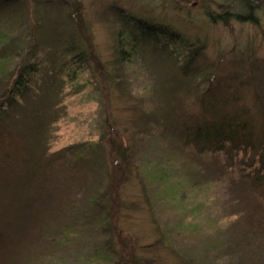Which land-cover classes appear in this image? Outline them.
Instances as JSON below:
<instances>
[{"label":"rangeland","instance_id":"obj_1","mask_svg":"<svg viewBox=\"0 0 264 264\" xmlns=\"http://www.w3.org/2000/svg\"><path fill=\"white\" fill-rule=\"evenodd\" d=\"M6 1L0 0V33L1 36H6L5 41L0 43V101L5 97L7 89L13 86V81L23 66L27 64L32 66L34 72L26 75L28 86L24 103H29V108L25 107L26 116L16 121L19 123L14 125L17 129L16 133L13 132L15 135L10 136L9 130L10 124L16 120L18 114L13 119L9 118L7 126L1 125L3 119L0 122V144L3 143L2 137L8 139L7 147L0 148V153L3 150L13 155L15 163L19 162L14 167L17 168L15 171L21 172L15 175L17 179L13 188L6 184L3 186L1 182L4 180L12 183L13 177L8 180L7 177H1L0 173V198L5 199V194L17 197L16 199L9 197L7 201L0 202V264H22L28 256L32 258L28 264H36L34 253L35 256H39L42 250L50 252V248L55 249L41 233L46 230L44 227L46 224L41 221V212L43 208L53 211V214L45 215L50 217L51 227L58 228L64 217L54 212L56 210L54 206L56 202H60L61 197L78 202L80 210L78 212L82 219L85 218L82 217L84 214L88 215L90 208L94 209L89 216L104 213L107 207L114 211L113 207L116 206H113L109 184L114 181L110 177L112 163L103 160L100 166L92 169L94 166L88 163L89 157L84 156L85 160L76 158L82 143L96 144L98 139L106 138L107 134L104 135V131L111 122L113 127L110 137L112 136L115 143L132 148L129 153L132 158L130 175L118 187L117 195L121 204L112 222L115 227L122 230L125 248L133 257L135 256L137 264H182L184 258L180 257V253L198 256L196 262L202 264L201 257L212 250L210 245L203 246V235L209 232L215 235L216 230L213 229H217L214 226L208 227L207 224L218 222V226L226 234L229 225H224L223 219L227 218L226 215L231 210L228 206L237 201V194L230 193V189L225 185L226 187L221 190L210 192L207 203L199 211L194 212L195 214H189L184 209H179V206L176 208L170 201L172 192L162 191L161 182L170 177L166 179L160 176V180L156 182L147 177L141 166L139 167L142 165L153 168L158 165L163 167L167 174L172 175L181 171L182 159L200 166L198 161L200 156L178 141L171 127L174 114L176 115L178 111L186 114L198 111L196 96L192 92L194 87L191 89L189 87L190 90L187 92L180 91L177 85L175 89H170L173 82H177L175 75L177 70L171 61L152 52L155 49L160 50L155 41H144L143 47L136 48L138 55L133 56L129 62L114 65L113 60L117 53L116 40L121 39L120 32L126 36V31L132 28L123 20L122 14L172 19L173 23L183 21L181 25L183 28L189 27V22L194 21L200 29V26H204L205 19L203 22L202 17L207 8L210 11L222 12L227 9L230 2L232 6L230 5L229 9L234 11L236 4L234 5L232 0H9L10 4H5ZM263 3L264 0H259L258 4L262 5L255 12L257 24L231 21L227 25L208 24L202 28L203 30L198 29L197 33L205 36L210 43L202 61V65L206 66L204 73L215 70L216 80L222 81L223 84L226 82L224 79L240 74L232 68L230 63L233 62L229 63L228 59H216V50L211 48H214L213 42L219 49L230 53L235 49L246 51V46L249 48L251 45L254 50L252 54L245 53L247 56H253L250 58L257 69H264ZM77 10L78 15L75 16L79 17L81 24L75 22L71 15L72 11ZM82 51L87 52L89 76L85 82L82 79L78 81L83 85L78 91L70 93L69 89L61 85L62 77L58 74V67L65 61L70 63L71 58ZM238 63L239 69L244 68L241 61ZM105 65L110 75H107ZM116 74L128 81L118 86L116 83L120 78L118 79ZM243 75L246 76V80L249 78L264 82L261 80L264 79V75L259 76L256 73L251 75L248 70ZM197 79L199 78L196 77L197 83L202 82ZM106 85L109 86V94L102 95ZM166 101L168 103H165ZM48 110L53 111L52 115L50 113L51 119H48ZM164 110L169 114L167 117H164ZM41 111L46 112L43 121ZM171 114L172 119L169 118ZM102 116H109L112 121L107 119L103 121ZM53 118L57 122L47 126L44 138L50 137L51 152L63 151L68 147L59 154L64 157L56 156L57 158L55 157L48 166L47 163L41 164L40 169H44L43 173L34 176L25 187L20 186L19 189L17 184L22 181L25 170L38 168V165L31 168L29 161L31 145L35 144L37 137L39 139L35 130L31 128L34 129L35 124L40 125L46 119L49 121ZM179 121L184 119L180 118ZM26 144L28 149L25 147ZM102 147L104 150V144ZM211 165L204 166L203 170L214 174L215 170L210 167ZM96 169L97 175L94 176ZM141 178L146 182L145 189L141 184ZM3 188H8V193ZM113 188L116 191L115 185ZM155 192L161 199H168V204L159 203L158 199H154ZM91 197H95L99 204L91 206L89 204ZM189 198L188 201L193 204L199 200L197 197ZM38 208L40 213L37 216ZM16 214L26 219L23 222L25 226L22 230L20 226L17 232L15 231L18 230L17 224H11L15 221ZM86 221L92 225H86L88 223ZM83 224L85 231L90 229L89 238L95 241L93 239L97 233L95 230L101 225H95L94 221L87 218L85 222L76 223L79 226L77 229H82ZM157 224L165 233V243L159 240ZM113 225L108 229V233L101 234L102 231H99L97 238L101 241L111 239L116 250L122 252L123 247L115 246L117 241L114 239L116 234ZM183 227L185 229H178ZM75 240L55 250L58 260L76 264L79 256L87 255L92 249V241L84 245L83 242ZM228 250L221 247L218 253L211 251L203 264H240L245 261L239 253H234V256L228 255ZM248 252L249 257H257L252 259L253 264H264V257L255 255L254 251ZM108 262L110 261L99 260L95 264Z\"/></svg>","mask_w":264,"mask_h":264},{"label":"trees","instance_id":"obj_2","mask_svg":"<svg viewBox=\"0 0 264 264\" xmlns=\"http://www.w3.org/2000/svg\"><path fill=\"white\" fill-rule=\"evenodd\" d=\"M232 2L234 5L236 4L234 11L229 9L231 5L230 2H228L227 9L222 12L210 11L207 8L205 15L203 16L204 13L201 14L203 16L202 21L205 19L207 24L203 21L204 26H200V29L194 21L191 22L192 25L189 22V27H184V29L181 26L182 23H184L183 21H181V23H173L172 19L162 20L148 18L143 15L135 16L129 15L128 13L122 14L123 20L127 21L129 23L128 25L132 28L126 31V36L120 32L119 35L121 39L118 38L116 40L117 53L113 60V64L120 65V63L129 62L133 56L138 55L136 48L140 49L143 47L144 41H155L160 46V50L155 49L152 52L171 61L172 65L175 66L174 68L177 70L175 71L177 82L172 80L174 82L170 89H175L177 85L180 87V91L184 92L186 90L187 92L189 87L190 89L192 86L194 87L192 92H194L193 95L196 96L195 102L198 105V111L194 113L190 111V114L178 111L176 115L174 114L175 117L173 118L171 127L173 133L178 137V141L182 142L184 146L190 147L195 155L200 156L198 160L200 166H198L197 163L190 164L189 161H184L182 159L180 165L182 168L181 171H178V173L175 172L172 175L167 174L163 167L158 165L153 166V168H146V166L142 165H139V167L141 166L143 173L147 177L150 179L152 178V180L156 182L160 180V176H164L163 178L166 179L170 177V179L161 182L162 191L165 193L172 192L170 201L176 205V208L179 206V209H184L185 212L189 214H195L194 212L199 211V209L207 203L206 201H208L210 192H216L217 189L221 190L225 185L230 189V193H236L238 199L235 203L228 206L231 210H229V214L226 215L227 218L223 219L224 225H229V229H226V234H224L223 230L218 226V222H210V224H207L208 227H217V229H213L216 230L215 235L210 232L207 235H203L202 239L204 240L202 242H204L203 246L210 245L212 247L211 251H215V253H218L221 247L223 250L229 249L228 255L230 256H234V253H239V256L245 258V261L240 264H253L252 259L257 257H249L248 250L251 252L254 251L255 255L264 257V82L249 78L246 80V76L243 74L248 70L251 75L256 73L259 76H263L264 69L261 67L263 71L257 69L250 58L253 56H247L248 54L245 53L254 51L251 45L249 48L246 46V51H244V49H235L231 54L228 51L226 52L219 49L215 42H213L214 48H211L216 50V59H228L229 63L233 62L230 63L232 68L240 73L237 77L232 76L229 79H224L223 81L226 82L223 84L222 81L216 80L217 76L215 70H208V72L204 73L206 66L202 65V61L205 53L209 50L210 43L205 36L201 35V33H197L199 30H203L202 28L208 24L214 25L223 23L227 25L231 21L257 24L258 19L255 12L262 5L258 4L259 0H232ZM5 4H10V1L7 0ZM75 14L78 15V10L72 11L71 15L75 18V22L81 24L79 17L75 16ZM176 17L178 19L177 15ZM190 21L192 20L190 19ZM1 34L2 33H0V43H3L6 36H1ZM239 61L242 62L244 68L242 67V69H239ZM58 68V74L62 77L61 85L69 89L70 93L78 91L80 86H83L82 83L79 84L78 81L82 79L85 82L87 76H89L88 71H90V67L87 63V52H77V54L71 58L70 63L65 61L60 64ZM237 69H239V71H237ZM33 72L34 69L32 66L28 64L23 66L17 78L13 81V86L7 89L5 97L0 101V122L2 119L4 120L2 121V126L4 124L7 126L9 118L12 117L13 119V117L18 114L16 120L10 124V136L13 132L17 131L14 125H17L19 122L16 121L22 120L26 116L24 108H29V103H24V101H26L24 95H26L28 86L26 75ZM106 73L110 75L108 68ZM195 76L199 78V80H197H201V83L205 86L200 82L197 83L195 81ZM116 77L118 79L120 78L119 82L116 83L118 86L123 85L124 81H128L122 76H118V74H116ZM5 79L6 77L3 80ZM108 87V85L105 86L102 95L109 94ZM165 103H168V101ZM104 107L105 105L102 106V108ZM47 112L49 113L48 119H51L52 116H50V113L52 115L53 111L48 110ZM45 113L44 111L42 112V121ZM168 115L169 114L164 110V117ZM172 117L173 115L171 114L169 118L172 119ZM180 118H183L184 121H179ZM106 119L110 120V122L112 121L109 116H102L103 121ZM46 121L47 119L41 122L40 125L38 123L35 124L34 129L33 127L31 128L35 130L39 139L37 137L34 142L35 144L31 145L32 151H29L31 153L29 161L32 166L31 168L37 165L38 168L36 170H25L22 181L17 184L19 189L20 186L21 188H23V186L25 187L31 178L43 173L44 169H40L42 166L41 164L44 165L47 163L48 166L56 156L64 157L62 155L59 156V154L68 148H65L63 151H50V137L45 139L44 136L47 132V126L52 125L55 121L57 122V120L53 118L47 121V123ZM105 123H107V121ZM112 124L111 122V124L105 128L104 135L107 134L105 139H98L96 144L92 142L82 143L76 154V158L83 160L85 158L84 156H86V158L89 157L90 160L87 162L90 163L91 166H94L92 169L100 166L103 160L112 163V175L110 177L114 181L109 184L111 185V197H113L114 201V205L112 202L111 204L116 206L113 207L114 211H111V209L109 210L107 207L104 213L92 214L89 216V213L94 209L90 208L88 215L85 216L84 214L82 217L85 218L82 219L81 214L78 212L80 211L78 202H71L61 197L62 199L60 198V202H56L54 206L56 208L54 212L64 218L61 225L56 228L51 227L50 217L45 215V213L49 215L53 214V211L43 208V212H41V221H44V224H46L44 226L46 230H43L41 233L46 237L47 242L52 243L55 249L50 248V252L42 250L39 256H35L34 253L33 258H36L34 259L36 264H67L56 258L57 255H55V250L65 243H72L75 238L76 242H83L82 244H84L92 241L93 245L87 255H82L77 258L78 263L76 264H95V262L99 260L110 261L104 264L138 263L135 256L133 257V254L129 253L125 248V239L122 230L115 227L112 223L114 218H116L115 213H117L116 211L119 208V204H121L117 195L118 187L121 182L130 175L129 168L132 164V158L129 154L132 148L129 146L124 147L122 143L117 144L112 136L110 137L113 127ZM15 133L13 135H15ZM102 137L104 136L102 135ZM2 138L3 143L0 144V148L4 149V146L7 147L8 145L6 142L8 139L5 137ZM103 144L104 150H102ZM25 147L28 149L27 144ZM72 149H70V152ZM7 152L8 151L4 152L2 150L0 153V173L1 177H7L8 180L13 177V182L8 183L4 180H1V182L3 186L6 184L13 188L17 179L15 175H19L21 172L18 173L15 171L17 168L14 167L19 164V162L15 163L16 161L13 160V155H9ZM98 153L101 156H98ZM32 154L34 155L32 156ZM209 164H212L210 167L215 170L214 174L203 170L204 166ZM98 172H100V169H98ZM149 172L151 173L149 174ZM96 173L97 169L94 171V176L97 175ZM47 174L50 179L51 176L48 171ZM140 180L145 189V187H147L146 182H144L142 178ZM114 185L116 186V191L113 188ZM47 186H49V184ZM47 186H45L44 189H46ZM3 190L7 193L9 191L8 188H3ZM47 190L49 191L50 189ZM157 194L158 193L155 192L154 199H158L159 203L163 202L168 204V199H161L158 196L159 194ZM5 196V199L0 198V202L7 201L9 197L12 199L17 198L9 194H5ZM189 197H197L199 200L193 204L188 201L190 199ZM89 204L92 206L98 205L99 203L95 197H91L89 198ZM41 205L42 202H40L39 206ZM39 213L40 209L38 208L36 215L38 216ZM16 215L17 217H13L15 221L11 224H17L16 228L18 230H15L17 232L20 226L21 230L25 226L23 222H25L26 219L19 214ZM95 215H97V217ZM87 218L89 221H94L95 225H101L100 228L97 227L95 230L97 232L96 236L93 237L95 241L89 238L88 230L90 229H86L85 231L84 224L82 225V229H77L79 226H77L76 223L85 222ZM20 219H23V221ZM88 224L92 225L90 222L86 225ZM112 225L116 234L114 239L118 243H115V246L119 245L123 247L122 252L116 250L117 248L114 247L111 239L101 241L97 238L99 231H102L101 234L108 233V229H110ZM178 229L183 230L185 227ZM157 231L160 234V242L165 243V233L158 224ZM229 232H231V238L228 236ZM102 246H105V248H101ZM211 251H208V253H205L201 257L203 258L202 264ZM180 254V257L182 259L184 258L183 260L185 261L182 260V264H198L196 262V260L198 261V259H196L198 256ZM29 259L32 258H30V256L26 257L22 264H28L29 261H31Z\"/></svg>","mask_w":264,"mask_h":264}]
</instances>
